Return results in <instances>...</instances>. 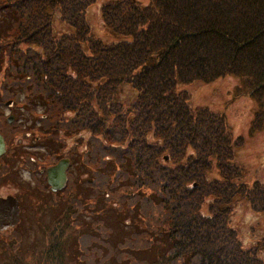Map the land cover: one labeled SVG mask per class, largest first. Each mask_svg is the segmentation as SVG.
I'll return each mask as SVG.
<instances>
[{"label":"trees","instance_id":"trees-1","mask_svg":"<svg viewBox=\"0 0 264 264\" xmlns=\"http://www.w3.org/2000/svg\"><path fill=\"white\" fill-rule=\"evenodd\" d=\"M98 1L0 0V86L19 87L18 98L41 106L43 100L44 129L89 130L83 157L96 139L93 160L122 158L130 185L155 207L145 231L165 240L166 264H264V247L262 258L256 247L242 248L229 225L236 197L264 215V186L242 183L233 150L239 138L232 139L224 114L192 106L177 87L243 76L258 104L250 127L263 128L264 0ZM98 9L104 37L88 22ZM122 83L135 91L125 104L118 101ZM77 201L69 195L53 203L62 215L47 226L60 233ZM99 222L92 224L97 232ZM146 232L130 237L138 241ZM76 234L85 245L89 234ZM47 250L54 253L52 245ZM101 262L98 256L95 264Z\"/></svg>","mask_w":264,"mask_h":264},{"label":"rangeland","instance_id":"rangeland-1","mask_svg":"<svg viewBox=\"0 0 264 264\" xmlns=\"http://www.w3.org/2000/svg\"><path fill=\"white\" fill-rule=\"evenodd\" d=\"M91 6H94V3ZM88 22L96 35L105 36L106 29L102 25L99 9L97 15L88 18ZM3 64L0 66L1 68ZM243 78V76L225 74L209 82L195 80L185 84L178 83L177 87L187 92V102L192 106L201 104L214 112L224 114L232 139L239 138V142L233 146V150L234 161L241 165L242 183L250 186L253 182L259 181L264 186V127L254 130L250 127L251 118L258 110V104L244 85ZM0 83L4 84L5 81L0 79ZM15 89L17 96L23 91L14 85L0 86V100H21L15 95ZM132 93L134 95L135 91L127 83H122L118 92V101L123 104L131 101ZM32 101L41 106V100ZM42 104H44L43 100ZM44 107L46 110L45 104ZM19 112L24 113V111ZM21 123L19 132L15 135L19 151L17 153L18 160L23 159L21 152L27 151L23 144L29 143V134L32 132L30 128L33 127L32 119L28 122L27 119H24ZM20 130H25L27 133L20 134ZM46 130L48 129H44L43 132ZM85 135L84 132V137ZM91 141L90 152L84 154V171L81 172L79 182L74 181L75 186L68 189L70 193H75L77 197L80 195L83 199L81 203L77 201L70 204L69 216L60 221L66 228L60 230V233L52 231L55 230L54 228H45V231L34 235L32 242L11 240L9 245L17 248L18 251L26 248L29 252H41L43 254L41 257H35L32 260H36V264H44L47 255H50V259L46 264H95L98 256L102 261L100 264H152L150 262L161 260V253L165 250V240L159 238L158 234L155 238H150L148 231H145L150 226L147 224L155 215L154 212H150L155 211V207L151 202L148 204L145 200L144 190H134L130 185L128 168L125 163L121 162L122 158L119 157V162L115 160L105 164L103 162L104 165L100 161L92 159L98 141L96 139H91ZM90 144L86 149L90 147ZM19 173L21 182H24L27 179L28 171L21 169ZM97 183L98 188L94 186ZM9 191L10 187L1 182L0 193ZM93 197L96 200L89 203L84 201L85 198ZM61 208V206L42 205L40 210H36L37 221L41 218L42 222H48L58 212L62 215ZM230 208L229 225L235 230L241 247L245 249L256 247L258 256L262 258L264 246L260 244V240L264 236V215L254 213L248 202L238 197L233 200ZM69 220L70 222H68ZM96 220H100L98 227L101 232L96 231L97 224L92 225ZM77 225L80 226V231L89 234V239L82 246L78 242L79 237L76 234L80 231H74V227ZM118 230L122 231V238L124 237L120 240L121 244L118 243V237H116ZM135 231L146 233L139 236L136 241L133 239L135 237L132 235L130 237V233ZM94 244L98 246L97 249L93 248ZM50 245L53 246V254L52 250H47ZM87 245L93 252L91 249L88 252L84 249ZM108 246L110 249L107 248ZM125 246L127 248L119 250ZM1 249L4 253L0 252V258H4L8 262H16V264H31V262L19 261L18 255L20 254H15L9 248L1 247ZM87 257L88 260H85ZM161 261L160 264L167 263L165 260ZM0 263H3L2 259H0Z\"/></svg>","mask_w":264,"mask_h":264},{"label":"flooded vegetation","instance_id":"flooded-vegetation-1","mask_svg":"<svg viewBox=\"0 0 264 264\" xmlns=\"http://www.w3.org/2000/svg\"><path fill=\"white\" fill-rule=\"evenodd\" d=\"M31 104L29 100H0V133L4 142V150L0 154V183L4 182L5 186L10 187L9 192L0 193V252L4 253L1 247L9 248L15 254H29L33 260L39 251L29 252L26 248L18 251L10 246L9 242L34 241V235L40 233L43 226L41 218L37 221L36 210L44 204L47 206L48 198L53 196L56 200L65 201L69 195L75 196V193H70L68 189L75 186L74 181L79 182L81 172L84 171V129L80 128L72 133L61 128L43 133L38 128L39 114ZM24 119H27V122L31 119L33 121L29 143L23 144L31 153L27 169L17 159L19 151L15 136ZM25 133V130L20 132ZM59 159H65L66 162L65 182L61 190L51 192L46 182V170ZM21 169L28 171L24 182H21ZM22 222L25 224H21ZM38 223L40 225H37ZM0 259L3 262L0 264L16 263ZM35 263L36 260L31 261V264Z\"/></svg>","mask_w":264,"mask_h":264},{"label":"water","instance_id":"water-1","mask_svg":"<svg viewBox=\"0 0 264 264\" xmlns=\"http://www.w3.org/2000/svg\"><path fill=\"white\" fill-rule=\"evenodd\" d=\"M3 150V144L2 139L0 136V152ZM47 182L49 184H54L56 187H51L52 190H55L56 188H60L63 181H64V167L63 164L58 161L53 167L49 168L47 170Z\"/></svg>","mask_w":264,"mask_h":264}]
</instances>
